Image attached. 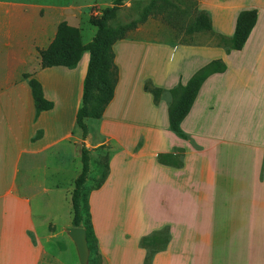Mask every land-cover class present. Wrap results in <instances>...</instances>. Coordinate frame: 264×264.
Listing matches in <instances>:
<instances>
[{
	"label": "crops",
	"instance_id": "crops-1",
	"mask_svg": "<svg viewBox=\"0 0 264 264\" xmlns=\"http://www.w3.org/2000/svg\"><path fill=\"white\" fill-rule=\"evenodd\" d=\"M16 6L0 0V264H67L65 253L80 264L67 227L50 229L47 206L34 197L50 192L49 175H80L83 147L90 172L92 156L108 151L105 181L86 190L104 264H145L141 239L165 228L168 244L150 264H264V0H199L211 31L192 36L231 38L239 13L256 10L241 50L158 39L147 21L117 41L114 97L101 119L85 121L84 140L76 115L89 53L72 69L41 68L39 50L57 26L35 45L34 20ZM217 60L226 70L204 81L180 138L169 128V90ZM30 78L53 103L39 115ZM148 80L164 90L158 103L144 89ZM161 154L180 165L159 162Z\"/></svg>",
	"mask_w": 264,
	"mask_h": 264
},
{
	"label": "trees",
	"instance_id": "trees-1",
	"mask_svg": "<svg viewBox=\"0 0 264 264\" xmlns=\"http://www.w3.org/2000/svg\"><path fill=\"white\" fill-rule=\"evenodd\" d=\"M124 0H115L111 7L104 8L99 16L91 17L89 22L95 27L96 33L92 41L83 43L81 30L78 27L61 22L57 26V31L52 42L46 49L39 50L41 68L66 67L75 68L85 52L89 53L86 75L83 81L82 106L76 115L77 126L83 133V140L88 133L86 120H99L103 116L105 109L114 97L115 88L118 82V68L114 62L113 46L127 37L128 33L135 29L139 24L147 21V11L139 20L129 24L112 27L109 22L113 20ZM151 8H149L150 10ZM257 20L256 10H245L239 13L234 34L231 38L218 36V39L230 50H241L248 39ZM189 33L199 31H211V21L207 14L200 13L196 21L187 30ZM226 70L225 65L217 60L197 71L185 84H178L169 90L171 102L168 107L169 128L178 137L186 139L187 136L181 129V123L189 114L194 100L204 83V81L215 73H222ZM28 78V76H25ZM29 86L36 108V115L42 111L53 108V103L45 99L42 86L34 78L29 79ZM145 91L151 93L155 103H158L164 90L154 87L151 81H146ZM82 170L74 182V189L71 193L72 207V226L84 228L87 232L88 247L90 250L89 264L101 262V255L96 251L97 239L94 235L91 216L88 207V193L84 188L90 173L89 151L83 147L81 151ZM173 155L161 154L158 156L159 162L179 166ZM108 156L102 164L103 171L100 173L99 180L95 188H99L105 181L108 174ZM169 241V230L155 232L145 236L140 241V246L148 250L145 264H150L152 257L158 251L163 250Z\"/></svg>",
	"mask_w": 264,
	"mask_h": 264
},
{
	"label": "rangeland",
	"instance_id": "rangeland-1",
	"mask_svg": "<svg viewBox=\"0 0 264 264\" xmlns=\"http://www.w3.org/2000/svg\"><path fill=\"white\" fill-rule=\"evenodd\" d=\"M114 1L15 0V4H17L16 7L24 5L29 10L28 18L34 20V29L39 34L40 39L39 42L35 40L34 44L37 45L38 43L42 45L51 39L54 33V26H58L61 22H67L71 26L78 27L81 30L83 42L89 43L96 33L95 27L89 22L90 18L99 16L102 10L111 7ZM149 8L151 9L149 10ZM198 8L199 0H124L122 7L117 12L116 17L109 22V25L116 27L129 24L139 20L147 11L146 25L151 28L153 37L156 36L158 39L180 43H209L210 45L219 43V39L209 33L201 32L192 36L194 33L187 31L199 15ZM42 29H47L48 31ZM90 124H92V131L96 135V122L92 121ZM100 151L101 155L92 156L89 185L85 190H89L97 184L100 173L103 171L102 164L105 162L108 151L105 148H102ZM75 173L79 175L78 170L65 174L62 173L59 177L54 174L49 175L51 181L46 185L50 189V192L35 194L34 203L38 205L39 203H45L47 206L42 212L47 215L46 218L48 219H46L45 223L50 225V229H52L53 225L63 228L73 227L71 193L74 189L75 177H77ZM55 181L60 182L58 190L53 187V182ZM35 211H40V209H35ZM119 211V214L123 212ZM95 250L99 252L97 244ZM64 255L65 262L70 264L69 254L65 253ZM101 263L104 264L103 261ZM92 264H99V262L93 261Z\"/></svg>",
	"mask_w": 264,
	"mask_h": 264
},
{
	"label": "water",
	"instance_id": "water-1",
	"mask_svg": "<svg viewBox=\"0 0 264 264\" xmlns=\"http://www.w3.org/2000/svg\"><path fill=\"white\" fill-rule=\"evenodd\" d=\"M70 240L75 245L80 264H89L90 250L87 232L84 228L69 227L65 229Z\"/></svg>",
	"mask_w": 264,
	"mask_h": 264
}]
</instances>
